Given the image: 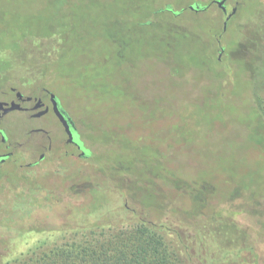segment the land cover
Listing matches in <instances>:
<instances>
[{
  "label": "rangeland",
  "instance_id": "obj_1",
  "mask_svg": "<svg viewBox=\"0 0 264 264\" xmlns=\"http://www.w3.org/2000/svg\"><path fill=\"white\" fill-rule=\"evenodd\" d=\"M212 1L223 0H0V98L12 87L64 94L97 161L79 169L104 179L74 196L70 180L22 179L30 170L10 160L0 168V182L11 180L0 185V213L31 211L1 191L41 189L34 217H0V259L60 243L127 203L151 222L192 223L201 264H264V0H238L226 29ZM197 5L205 10H190ZM235 6L227 0L229 13ZM205 225L217 237L204 230L201 242ZM244 242L254 249L242 262Z\"/></svg>",
  "mask_w": 264,
  "mask_h": 264
},
{
  "label": "trees",
  "instance_id": "obj_2",
  "mask_svg": "<svg viewBox=\"0 0 264 264\" xmlns=\"http://www.w3.org/2000/svg\"><path fill=\"white\" fill-rule=\"evenodd\" d=\"M193 7L197 9V6ZM201 8L203 7L201 6ZM169 10L177 12L172 8ZM262 110L264 113V107ZM121 172L122 168H118V173H115L111 178L117 180L122 174ZM13 185L18 184L13 183ZM210 191H215L214 187H210ZM9 197L20 200L22 205H30L31 211L29 214L19 217L17 215L11 217L12 215L1 211L0 217H4L5 222L21 223L20 221L24 219L34 217V212L37 209V194ZM203 197L204 206L206 208L207 204L211 206V202H213L211 197ZM208 208L213 212L210 214V225L218 226L216 209L212 206ZM201 216L190 215V218L197 220L196 218ZM96 220L98 222L92 226L82 224V227H78L80 229L70 232L69 237L65 235L66 237L60 243L50 246L39 245L36 249L16 258H10V254L3 255L0 264H201L195 259L193 252L195 229L192 223L187 222L188 224L183 223L184 226H179L173 225V223L151 222L146 218V214L127 209H115V207L110 212H101ZM187 226L190 229H186ZM213 227L207 228L205 225L204 228L199 229L200 231L198 230L197 237L201 242L205 241L204 232L206 231L204 230H207L208 237L216 236L215 233L218 230ZM50 231H56V229ZM246 242H244V249L239 250L240 258L244 252L253 255L254 248L247 245L249 242Z\"/></svg>",
  "mask_w": 264,
  "mask_h": 264
},
{
  "label": "flooded vegetation",
  "instance_id": "obj_3",
  "mask_svg": "<svg viewBox=\"0 0 264 264\" xmlns=\"http://www.w3.org/2000/svg\"><path fill=\"white\" fill-rule=\"evenodd\" d=\"M235 1L236 6L232 8L231 13L228 12L226 7L227 0H225L223 5H219L218 1H212V4H217L223 14L226 15L224 29H226L233 16L230 19L228 17L238 8V0ZM191 9L195 12L205 10L199 5H197V9H194V7H191ZM31 85L34 86V82ZM8 92L10 95L1 97L0 103L3 104L4 108H9L13 104H16L18 108L9 112H4L3 109H0V168L5 166L10 160H13L19 166L30 170V173L20 174L22 179H25L23 176L26 178H29V175L30 177L33 175L41 177L43 174L49 173L50 180L56 179L60 182L70 180L72 182L70 190L74 193V196L83 194L78 187L84 186L89 182L91 183L90 186H84L85 191L87 190L88 193V190L92 189L94 184H103L104 179L100 178V176H90L79 169L81 164L91 166L92 163L97 161L91 149L86 147L77 122L67 109L69 107L65 99L68 101V98L64 94L58 93L48 85L46 87L36 86L29 93L18 90L15 87L10 88ZM55 107L58 108L59 113ZM15 112L24 115L28 121L22 120V123L16 126L8 123L9 115ZM47 117H51L54 120L55 125L60 129V135H56L53 129L55 128L54 124L48 121ZM31 121H35V123H31ZM20 135H22L21 138H19ZM36 135L40 137H35ZM65 163L69 166L65 167ZM69 167L73 170L66 175ZM121 173L123 175V171ZM74 174L77 177L73 178ZM78 177H88V180L80 181ZM2 180L0 185L6 181L11 182L5 176H3ZM110 180V182H113L111 177ZM25 183L30 185V181L27 179ZM37 185L39 188L36 187ZM37 185L31 188L28 195L33 193L39 195L37 189H41V184L38 183ZM120 188L123 191L126 187L121 186ZM1 193L2 196H10L8 192L1 191ZM122 196H125V194ZM126 209L137 212L136 209H131L127 203L124 205V210Z\"/></svg>",
  "mask_w": 264,
  "mask_h": 264
},
{
  "label": "water",
  "instance_id": "obj_4",
  "mask_svg": "<svg viewBox=\"0 0 264 264\" xmlns=\"http://www.w3.org/2000/svg\"><path fill=\"white\" fill-rule=\"evenodd\" d=\"M224 2H225V1L223 0V1H220V2H218V3H219V5H223ZM235 12H236V11L234 10L233 13L228 17V19H230V18L233 16V14H235ZM16 108H18V106H17L16 104H13V105H12L11 107H9V108H4L3 104L0 103V109H3L4 112H9V111H12V110H14V109H16ZM55 109H56V111L59 113L58 108L55 107ZM68 132H69L70 136L72 137V134H71V132L69 131V129H68Z\"/></svg>",
  "mask_w": 264,
  "mask_h": 264
}]
</instances>
